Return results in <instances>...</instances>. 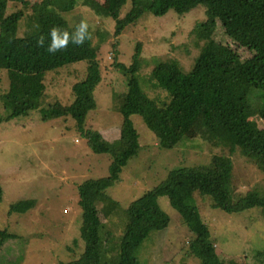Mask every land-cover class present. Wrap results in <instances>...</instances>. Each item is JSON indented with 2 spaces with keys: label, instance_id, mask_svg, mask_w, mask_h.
Listing matches in <instances>:
<instances>
[{
  "label": "rangeland",
  "instance_id": "374dc122",
  "mask_svg": "<svg viewBox=\"0 0 264 264\" xmlns=\"http://www.w3.org/2000/svg\"><path fill=\"white\" fill-rule=\"evenodd\" d=\"M78 1L58 9L73 28L81 21L87 22L93 42L101 44L98 60L103 79L96 87L98 106L89 112L86 123L99 130L106 142L120 141L122 114L114 108L115 96L128 89V75L113 65L115 56L129 64L140 42L141 83L144 82L151 96L164 98L166 92L151 85L149 73L156 58L166 55L178 58L185 70L191 69L200 52L190 40V31L198 20L205 21L212 39L234 49L250 71L251 95L226 104V112L246 115L264 124L261 112H255L258 103L264 99V63L254 51L234 42L219 19L208 17L203 5L184 14L170 9L158 16L149 10L152 0H140L144 15L116 36L114 18L98 14ZM99 1L104 5L108 3V0ZM131 7L132 2L128 0L120 17H124ZM18 8V3L0 0V22ZM27 12L31 13V10ZM25 22V19L20 21V34L26 29ZM51 29L46 26L39 33L49 35ZM86 66V61H79L49 72L45 78L47 96L44 104L55 101L71 104L73 84L82 77ZM8 87L7 72L0 69V93ZM249 101L254 107L247 111ZM0 112L4 114L5 110L0 107ZM131 118L139 133L140 148L124 166L120 179L107 189V194L118 204L101 200H95L93 204L103 233L116 238L123 232L124 210L132 201L159 186L171 170L209 163L213 153L224 151L204 127L194 125L183 139L173 141L170 146L155 136L140 115L133 114ZM231 156L234 163L233 200L237 201L253 188L264 191V171L258 169L255 160L245 155L240 147ZM110 164L111 156L88 144L72 116L43 120L38 108L2 122L0 229L18 237L1 242L0 264H58L78 258L85 249L80 230L83 209L79 203V187L87 179L108 175ZM26 198L35 199L32 208L25 212L11 211L13 203ZM185 198L198 205L210 228L217 264H264L263 208L228 213L212 207L211 200L198 193L185 190ZM159 201L162 209L171 216V222L168 227L153 232L142 244L139 250L141 264H202L199 257L187 254L194 234L186 223L176 220L175 210L167 197H160Z\"/></svg>",
  "mask_w": 264,
  "mask_h": 264
},
{
  "label": "trees",
  "instance_id": "16d2710c",
  "mask_svg": "<svg viewBox=\"0 0 264 264\" xmlns=\"http://www.w3.org/2000/svg\"><path fill=\"white\" fill-rule=\"evenodd\" d=\"M4 1L18 3L19 8L0 22V69L6 70L9 79L8 89L0 93V107L5 110L4 114L0 112V124L38 108L43 120L72 116L88 144L111 156L108 175L87 179L79 187L84 252L78 258L58 264H141L139 250L142 244L153 232L168 227L171 222V216L160 205L159 199L164 196L175 210L176 220L186 223L195 236L189 243L187 254L199 257L202 264H217L210 228L198 205L187 202L185 190L209 198L212 207L228 213L253 207L264 209V191L259 188L248 190L237 201L233 200L231 191L234 168L231 155L238 147L255 160L258 169L264 171V124L225 110L226 104L244 100L253 91L247 63L234 49L212 39L205 21L198 20L190 31L191 42L200 50L193 66L185 70L178 58L158 56L149 73V82L165 91L166 96H151L139 76L142 54L139 42L129 64L117 60V56L113 62L116 69L128 75V89L115 96L114 108L122 114L120 141L108 143L99 130L86 123L89 112L98 106L96 87L103 79L98 60L100 42L94 43L92 37L81 46L70 42L66 50L53 54L47 51L50 35L39 33L47 26L72 34L75 28L68 25L58 8L66 7L74 0ZM127 1L108 0L107 5L99 0L78 2L98 14L114 18L115 35L118 36L145 13L140 0H131L132 7L121 18V10ZM199 5L205 7L208 17L220 20L234 42L254 51L264 63V0H152L149 10L158 16L170 9L184 14ZM28 9L31 13L27 12ZM22 19L26 21V29L20 34ZM40 36L44 37L43 47L37 44ZM79 61H86L87 66L82 77L73 84L72 103L65 105L55 101L44 104L46 75ZM253 107L249 101L246 110ZM255 112H261L264 121V99L258 103ZM133 114L140 115L163 144L172 146L173 141L183 139L197 125L209 131L216 145L224 151L213 153L209 163L171 170L159 186L132 201L124 210L123 232L116 238L103 233L93 204L95 200L115 202L107 194V189L120 179L128 160L138 153L139 133L131 118ZM2 199L0 181V201ZM35 203L32 198L21 199L11 205V211L25 212ZM16 237L17 234L0 229V244L7 238Z\"/></svg>",
  "mask_w": 264,
  "mask_h": 264
},
{
  "label": "clouds",
  "instance_id": "9594fccd",
  "mask_svg": "<svg viewBox=\"0 0 264 264\" xmlns=\"http://www.w3.org/2000/svg\"><path fill=\"white\" fill-rule=\"evenodd\" d=\"M89 25L85 21H81L75 28V31L72 34H69L67 31H61L57 27H53L49 35L51 37V42L48 45L47 51L49 53H57L63 50H66L68 44L71 42L74 45L81 46L87 40L91 39V35L88 31ZM38 46L43 47L44 37L40 36L37 40Z\"/></svg>",
  "mask_w": 264,
  "mask_h": 264
}]
</instances>
